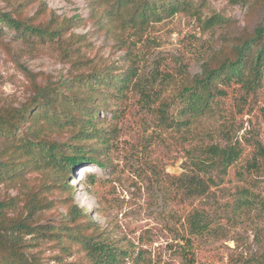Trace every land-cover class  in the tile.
I'll return each instance as SVG.
<instances>
[{
	"label": "rangeland",
	"instance_id": "374dc122",
	"mask_svg": "<svg viewBox=\"0 0 264 264\" xmlns=\"http://www.w3.org/2000/svg\"><path fill=\"white\" fill-rule=\"evenodd\" d=\"M193 2L199 5L197 14L179 12L163 21L134 27L120 22L119 17L112 25L101 24L88 0H0L2 10L35 24L50 22L55 27L65 18L72 19L60 45L3 28L1 106L29 100L35 93L32 80L43 84L94 66L125 68L131 49L137 78L153 101L150 107L143 102L139 85L131 87L124 97L112 99L97 119L111 142L107 152H97L107 165H87L69 176L74 203L85 207L94 225L127 250L121 264H227L232 257L264 251L259 244L264 240V215L257 208L242 215L234 211L243 188L264 194V161L255 147V142L264 146V79L254 91H246L235 81L221 85L219 107L206 122L214 137L204 142L224 143V132L243 150L223 175L196 167L200 157L197 142L202 140L184 129L159 126L156 116L160 101L200 73L212 53L221 46L224 53L245 29L253 30L264 21V5L253 12L249 6L230 0ZM215 13L224 17V22L208 21ZM54 132V126L43 125L42 134L53 136ZM72 132L63 130L57 136L66 138ZM90 143L97 145V141ZM253 161L259 166L253 167ZM54 172L40 162L14 181L0 183V201H4L0 218L19 214L33 219L25 207V195L48 188L45 196L50 206L37 213L35 220L59 224L67 213L69 196L57 187ZM182 174L200 175L209 182V191L185 196L177 180ZM195 211L210 221V231H191L188 218ZM94 225L80 221L65 233L91 234ZM22 238L28 253L38 256L42 264H91L76 237L58 242L50 235L34 233Z\"/></svg>",
	"mask_w": 264,
	"mask_h": 264
},
{
	"label": "trees",
	"instance_id": "16d2710c",
	"mask_svg": "<svg viewBox=\"0 0 264 264\" xmlns=\"http://www.w3.org/2000/svg\"><path fill=\"white\" fill-rule=\"evenodd\" d=\"M106 1L88 0L101 24L107 25H112L117 17L120 22L135 27L163 21L179 12H199V5L196 6L193 0H113L110 4ZM230 1L247 5L253 12L264 5V0ZM224 19L215 13L208 21L221 23ZM71 21V18H65L55 27L50 22L35 24L0 8V32L6 28L14 31L15 35L34 36L40 40H48L53 45L61 44L60 38ZM223 49L224 46H221L212 53L201 72L176 87L169 98L160 101L156 109L159 126L184 129L202 140L197 142L200 145V157L195 162L196 167L206 171L205 173L213 169L220 175L226 173L240 158L243 150L241 146L231 142L229 135L224 132L226 142H204L206 138L214 137L212 129H206V122L219 107L217 98L222 92L223 83L239 82L246 91H254L262 85L264 21L258 23L253 30L245 29L224 53ZM131 53L128 48V65L125 68L115 65L100 68L94 66L90 71L43 84L32 80L35 93L29 100L15 106L0 105V183L12 182L33 164L42 162L45 168L55 171L52 175L57 187L66 191L69 196L67 213L59 224H40L35 220L37 213L50 206L51 202L45 196L48 188L25 195V207L29 214L34 215L33 219L19 214L13 217L2 216L0 231L4 233L0 232V264H42L38 256L28 253L23 242V234L34 233L39 237L50 235L58 242L64 237L78 239L91 264H121L127 258V250L119 247L105 231H100L94 225V220L85 207L74 203L69 176H74L76 171L87 165L101 168L107 165L97 152H107L111 142L107 140V129L99 126L97 119H100L101 110L107 111L112 99L124 97L131 87L139 85L141 99L150 107L153 98L137 78L135 59ZM26 71L33 77L27 68ZM103 117L102 120L105 121L106 116ZM45 123L54 126L53 136L42 134ZM63 130L73 132L69 137H58ZM91 140L97 141V145H92ZM255 147L257 155L264 161V146L261 142H255ZM252 166L258 167L259 164L253 161ZM177 180L187 197L201 196L210 188L209 182L200 175L182 174ZM91 183H94L92 179ZM239 195L235 213L248 214L257 208L264 215L263 193L243 188ZM3 202L0 201V209L4 206ZM188 220L194 234L211 230L210 221L200 211L192 213ZM80 221L93 224L95 232L77 236L73 232L65 233ZM259 244L264 246V240L259 241ZM227 264H264V251L246 257H232Z\"/></svg>",
	"mask_w": 264,
	"mask_h": 264
}]
</instances>
